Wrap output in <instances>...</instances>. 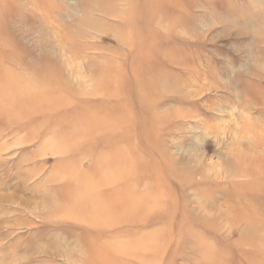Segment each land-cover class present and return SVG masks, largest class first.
Instances as JSON below:
<instances>
[{
	"label": "rangeland",
	"instance_id": "obj_1",
	"mask_svg": "<svg viewBox=\"0 0 264 264\" xmlns=\"http://www.w3.org/2000/svg\"><path fill=\"white\" fill-rule=\"evenodd\" d=\"M0 264H264V0H0Z\"/></svg>",
	"mask_w": 264,
	"mask_h": 264
}]
</instances>
